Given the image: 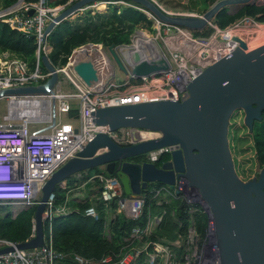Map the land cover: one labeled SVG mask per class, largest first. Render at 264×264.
I'll return each instance as SVG.
<instances>
[{"label":"built area","instance_id":"2783aa9c","mask_svg":"<svg viewBox=\"0 0 264 264\" xmlns=\"http://www.w3.org/2000/svg\"><path fill=\"white\" fill-rule=\"evenodd\" d=\"M157 5L168 14L201 16L194 12L171 11L158 3ZM64 6L66 4L51 6L48 0H17L12 6L0 10V18L3 21L24 37L34 38L36 44V60L33 68L9 51L0 53V91L13 87L38 85L49 78L50 72L42 68L41 60L42 55L48 56L51 51V46L47 42L49 34L46 28ZM149 14L156 22L159 34H164L167 38H175L187 32L190 42L205 44L193 49L191 55H187L174 46H169L168 52H164L169 61L168 69L140 77L128 70V75L124 74L120 79L111 76L103 79L95 57L83 51V44L76 47L73 52L76 55L83 53L84 57L87 55L91 57L100 74L99 79L102 78L100 81L103 83L99 81V84L96 83L97 86H86L74 72V76L69 75L67 70H72L70 64L74 59L72 52L68 62L56 68L60 73L68 75L76 92H61L54 86L53 90L46 94L0 97L6 100V113L3 117L0 116V180L10 182L8 186L0 187L1 199H12V205H22V207L37 205L43 183L97 133H107L114 142L121 146H129L145 139L159 137L160 135L150 134L133 127H121L114 131L105 129L104 125L94 122L92 113L96 108L155 100H177V97L187 95V84L201 69L220 56L229 53L239 44L234 39L218 38L219 36L227 34L226 36L240 37L237 33L242 26L251 24L261 28L262 24L250 16H243L221 29L211 20L208 25L213 28L214 32L212 31L211 36L204 38L194 37L190 30L165 23L151 12ZM212 39H215L214 42H211ZM213 47L218 49L216 55L210 57L209 52ZM99 49L102 48L99 47ZM109 69L110 67L107 71ZM72 98L79 101L77 116L66 118L73 109L70 103ZM51 100L55 101L53 113L49 110ZM239 111L237 110L233 116L238 117L236 123H244V112L242 110L241 113H237ZM19 112H24L27 116ZM49 119L51 121L48 125H33L34 127L31 128V123L39 124ZM230 123L231 121L229 126ZM179 147V144L166 145L149 150L143 155L145 160L155 163L164 153L169 154L170 158V153ZM245 147L248 162L251 163L253 147L250 140L246 142ZM92 178H96L99 188L101 187L97 195L98 200L107 204L116 200V212L123 213L127 218L137 219L141 215L145 205L143 195L136 197L123 195L121 183L115 176L99 173L93 175ZM151 195L158 203L180 198L190 206L188 210L190 214L193 213L191 212L192 203H196L195 205H198L196 210L207 215L205 235L201 236L196 232L192 220L185 234L179 233L173 240H152L149 236L161 220V216H156L149 219L145 226H134L130 230L125 238L126 249L119 253L116 260H113V254L104 255L100 259H92L73 252L57 251L52 245V219L55 214L69 212L70 208L66 203L68 199L57 204L56 195L52 192L46 201L43 217V223L45 221L48 223V237L46 238L44 233V242L38 247L1 253L0 264H138L141 254L146 256L144 259L146 264H220L219 252L211 236L210 214L208 216L207 207L203 204L197 189L190 186L186 178H177L174 187L167 184L159 185L151 190ZM83 214L93 219L99 218L94 206L85 208ZM15 215L16 213L13 214ZM32 229L30 238L35 235L34 223ZM16 244L0 237V249Z\"/></svg>","mask_w":264,"mask_h":264},{"label":"water","instance_id":"95a60500","mask_svg":"<svg viewBox=\"0 0 264 264\" xmlns=\"http://www.w3.org/2000/svg\"><path fill=\"white\" fill-rule=\"evenodd\" d=\"M97 1H131L165 23L187 30H202L222 7L244 5L253 0H218L201 16L168 14L154 0H76L68 2V6L53 17L46 32L50 34L58 23ZM218 38L234 39L239 44L201 69L187 84V95L179 96L177 100L96 108L92 113L93 120L104 125L105 129L114 131L121 127H133L160 136L121 146L107 133H97L43 183L33 218L35 235L24 242L0 249V254L40 246L44 242L43 217L50 193L72 174L103 167L109 174L116 173L128 197L140 195L151 183L160 182L174 187L177 178H186L189 185L197 189L207 207L208 216L210 214L211 236L219 252L220 264H264V168L260 170L259 180L243 181L236 173L228 141L229 122L237 110H243L244 124L250 130L254 121L262 118L264 41L247 46L241 37ZM155 45L157 55L152 54L153 49L152 55L147 57L149 60L138 51L134 52V57L128 58L121 50L122 46L129 47L127 44H111L106 51L97 43L89 42L84 44L83 51L87 54L88 47H101L110 62L109 75H115L117 68L125 75L130 71L140 77L169 67L165 53L156 42ZM72 55L74 59L70 67L73 72L86 86H95L99 81V72L94 61L88 55L78 57L74 52ZM41 60L50 72L45 82L2 89L0 97L52 91L61 73L47 55H42ZM171 144H179L180 147L173 150L170 158L160 166L147 160H128Z\"/></svg>","mask_w":264,"mask_h":264},{"label":"trees","instance_id":"16d2710c","mask_svg":"<svg viewBox=\"0 0 264 264\" xmlns=\"http://www.w3.org/2000/svg\"><path fill=\"white\" fill-rule=\"evenodd\" d=\"M2 7L7 8L17 0H1ZM70 0H48L49 5L68 6ZM76 0H71L73 3ZM215 0H211L213 3ZM69 3V4H70ZM128 6L117 7L110 5L108 12H95L91 15L86 12L77 20L65 19L58 23L47 38L51 51L48 54L49 60L55 67H62L67 62L73 50L86 43H99L107 47L111 44L122 45L129 44L131 37L138 25L145 24L151 26L152 20L148 18L142 10V6L129 2ZM207 8L201 10L204 13ZM230 6L222 7L212 19V23L219 28H225L237 19L243 16H250L258 22L264 23V0H253L250 3L240 5L234 11ZM2 8V9H3ZM141 8V9H140ZM182 12V11H179ZM213 28L208 26L202 30H193L194 37H208ZM36 44L34 38H26L15 28H12L0 18V53L9 51L17 57L26 61L30 68L35 65ZM42 68L46 71L42 63ZM70 117L77 116V109H71ZM256 124V123H255ZM254 135L252 147L256 151L258 159L264 163V123L263 125L253 126ZM169 159V154L164 153L155 163L160 166L161 163ZM130 161L143 162L144 155H138L129 158ZM105 173L109 176H116V173L109 174L104 169L95 167L86 172L72 174L66 179L65 187L59 185L54 189L56 203H62L67 199V193L79 185L95 180L93 175ZM92 178V179H91ZM98 183V182H97ZM163 185L155 182L142 190L141 195L145 197L143 212L137 219L127 218L123 213L116 212V200L111 203H105L98 199H85L69 204V212L60 214L52 219V245L55 250L61 252H73L87 258L100 259L107 254H113V260L118 259L120 252L126 249L125 238L129 235L134 226H145L147 221L156 216H161V220L150 234V239L173 240L179 233L185 234L188 227L194 221L196 232L203 236L207 228L206 213L196 210L189 213V205L180 198L171 199L168 202L158 203L151 195L154 187ZM123 195H125L123 191ZM8 204L0 202V237L8 239L14 243L24 242L30 238L33 228V218L37 205L22 207L13 216ZM88 206H94L99 214L98 219L83 214ZM105 206L113 209L114 217L108 218ZM198 206V205H197ZM44 233L48 237V223H43ZM145 255L141 254L138 264L144 263Z\"/></svg>","mask_w":264,"mask_h":264},{"label":"rangeland","instance_id":"374dc122","mask_svg":"<svg viewBox=\"0 0 264 264\" xmlns=\"http://www.w3.org/2000/svg\"><path fill=\"white\" fill-rule=\"evenodd\" d=\"M156 1L158 4H160L163 8L167 9V10H171V11H182V12H194L197 14H201V10L203 8H207V4L210 5V7L218 0H215L213 3L211 2V0H154ZM131 1H126V2H117V3H103V2H93L91 4H89V6L87 7V9H82L78 12H76L75 14H73L71 17H69V19L71 20H77L78 18L82 17L84 14H86V12H89L91 15H94L95 12H108L109 6L110 5H116L117 7H121V6H128L130 5ZM103 3V5L101 4ZM134 3V2H132ZM238 6L240 5H231L229 8L231 11H234L238 8ZM2 1L0 0V10H2ZM146 13V15L152 20L151 26H147L145 24H141L138 25L136 27V29L134 30L132 37H131V42L127 45H129L128 48H132L136 45H138L139 42L142 41H147V40H151L153 42H156L159 46V48H161V50H163V52H168V47L171 46V44L168 43V39L164 34H159L158 33V29L156 26V22L154 20V18L151 17V15L149 14V10L145 9L144 7H142ZM4 9V8H3ZM80 16V17H79ZM210 25H206L205 27L207 28ZM260 26H262V28L260 27H254L251 24H246L245 26H242L240 28V30H238V35L243 38L248 46L257 44L259 42L264 41V23H262ZM193 30H190L191 34H192ZM214 32V31H213ZM213 32L211 33V35L213 34ZM210 35V36H211ZM146 36V37H145ZM177 39V38H175ZM182 39H180L181 41ZM179 40H177L176 42H180ZM94 44V43H93ZM98 45L102 46V44L97 43ZM179 44V43H178ZM125 45V44H122ZM178 46V45H177ZM121 47V46H120ZM118 47V48H120ZM172 47V46H171ZM95 48V47H94ZM102 48L104 50H106L107 48L102 46ZM178 48V47H177ZM181 48V47H180ZM178 48V49H180ZM99 48L96 47V49H93V46L88 47V51H96ZM181 51H183L184 53H186L187 55H191V50H186L181 48ZM102 51V49H101ZM107 51V50H106ZM120 51V50H118ZM108 53V52H107ZM95 54V53H94ZM98 54V52H97ZM78 57H82L81 54L77 55ZM95 56V55H94ZM98 57V56H97ZM94 58V57H93ZM67 72L69 73V75H75L73 73V70H67ZM67 74L61 73L60 77H59V81L58 83L55 85L56 90H60L61 92H76V88L74 87V85H72V83L70 82V80L67 77ZM117 79L123 78L124 73L118 71V69L116 68V75H114ZM102 80L99 79V81ZM71 103V107L73 109H77L79 106V101L75 98H72L70 100ZM55 108V101L51 100L49 101V110L51 111V113L54 112ZM6 113V100L4 98L0 99V116L3 117ZM69 117L66 116V118ZM263 118V116H262ZM50 119L49 120H44L41 121L39 124L37 122H33L31 123V128L34 127L33 125H48L50 123ZM231 123L229 126V131H228V141H229V148H230V152L233 155L234 158V162L236 163L234 166H236V173L237 175L243 179V178H248L251 176L252 174V170L254 168V163H250L247 165L246 162H248V157L247 153H246V142H248L250 140L251 143H253V137L251 135H248V133L246 132V127L245 124H243L242 122L236 123L238 121V117H231L230 119ZM256 123V124H255ZM253 124V126L257 125V126H261L264 123V118L261 120H257ZM245 132V133H244ZM255 150L253 148L252 153L255 154ZM240 163H243V165H241ZM72 202L69 201V204ZM192 203V202H191ZM196 203H192V208H191V212H194L197 209V206L195 205ZM10 206L7 207L8 209L11 210L12 214L16 213L21 207L22 205H12L9 204ZM74 206V205H72Z\"/></svg>","mask_w":264,"mask_h":264},{"label":"bare ground","instance_id":"6f19581e","mask_svg":"<svg viewBox=\"0 0 264 264\" xmlns=\"http://www.w3.org/2000/svg\"><path fill=\"white\" fill-rule=\"evenodd\" d=\"M103 5V3H101ZM262 28V26H261ZM264 33V32H263ZM227 34H224V36H226ZM188 36L189 34L187 32H183L181 33L178 37H175L177 39H175L174 37H170L167 41L169 44H171V46H174V47H178V48H183V49H186V50H193L195 48H200L201 46H203L205 43H193V42H190L188 40ZM146 37V36H145ZM230 37H232V35H230ZM180 39H182L180 41ZM177 40H179L180 42H176ZM215 39H212L211 42H214ZM179 43V44H178ZM178 45V46H177ZM248 46V45H247ZM180 48V49H181ZM154 49V51L152 52V54L154 55H157V51H158V48L157 46L155 45V42L151 41V40H147V41H142V42H139L138 45L134 46V47H130L128 48L127 46H122L121 47V50L124 51L126 54H127V57H134V52L138 51V52H141L144 56V58L146 60H149L147 57H149L151 54V51ZM218 48H215L213 47L210 52H209V55L210 57H214L216 55V51H217ZM95 53V54H94ZM83 53H81L82 55ZM87 54L88 55H91V56H94V55H97V51H87ZM102 56V55H101ZM83 57V56H82ZM95 57V56H94ZM97 61V60H96ZM99 60L97 61V65L99 66ZM100 69V67H99ZM102 72V68L100 70ZM99 82V81H98ZM99 83H103V81H100ZM98 83V84H99ZM97 84V85H98ZM96 85V86H97ZM16 104V103H14ZM20 113V112H19ZM21 115L23 116H27L26 113L24 112H21L20 113Z\"/></svg>","mask_w":264,"mask_h":264},{"label":"crops","instance_id":"0c3cea01","mask_svg":"<svg viewBox=\"0 0 264 264\" xmlns=\"http://www.w3.org/2000/svg\"><path fill=\"white\" fill-rule=\"evenodd\" d=\"M97 52H98V54L95 55V59L97 61L98 60L100 61L99 62L100 70L102 68V72L100 71V74H101L102 78L105 79L110 72V71H107V69L109 67H111L110 62H109L107 56L105 55V53L103 51H101V49H98ZM100 74H99V77H100ZM100 168L103 169V167H100ZM84 171L86 172L87 170H84ZM76 174H77V176H79L80 173L79 174L76 173ZM65 183H63L61 185V187H65ZM98 191H99V184L94 180H90V181H87V182L79 185L78 187L70 190L66 196H67L68 200L69 199H70V201L72 200V202L70 203L72 206V205H74V203L85 200L87 198L88 199H94V198L97 199ZM68 200H67V202H68ZM104 209L108 214V218L114 217L115 213L113 212L112 208L105 206Z\"/></svg>","mask_w":264,"mask_h":264},{"label":"flooded vegetation","instance_id":"af4514ba","mask_svg":"<svg viewBox=\"0 0 264 264\" xmlns=\"http://www.w3.org/2000/svg\"><path fill=\"white\" fill-rule=\"evenodd\" d=\"M109 71H110V69H109ZM109 74H110V72H109ZM108 74V75H109ZM115 75H116V72H115ZM109 76H111V77H115L114 75L112 76V75H109ZM241 111L242 110H240L239 112H237V113H241ZM261 116H263V118H264V109L261 111ZM263 118H261V120L263 119ZM257 120H255L254 121V123L256 122ZM244 124V123H243ZM246 126V125H245ZM246 132L248 133V135H251V136H253L254 135V131H253V129L252 130H250L249 129V127L247 126L246 127ZM245 133V132H244ZM264 138V136H261V138ZM247 157V156H246ZM251 163L253 162L254 163V168H253V170H252V174H251V176L250 177H248V178H243L242 180L243 181H249V180H259L260 179V175H261V169L262 168H264V163H262L259 159H258V157H257V154H256V152H255V154L254 153H252V156H251ZM233 160H234V158H233ZM247 163V165L248 164H250V162H246ZM236 163L234 162V165H235ZM241 165H243V163H240ZM258 164H260V168L258 169ZM235 169H236V166H235ZM237 171V170H236ZM220 262V261H219Z\"/></svg>","mask_w":264,"mask_h":264},{"label":"clouds","instance_id":"9594fccd","mask_svg":"<svg viewBox=\"0 0 264 264\" xmlns=\"http://www.w3.org/2000/svg\"><path fill=\"white\" fill-rule=\"evenodd\" d=\"M9 184H10V182L8 180H5V181L0 180V187H6ZM11 201H12V199H1L0 198V202L3 203V204H8V205L12 204Z\"/></svg>","mask_w":264,"mask_h":264}]
</instances>
